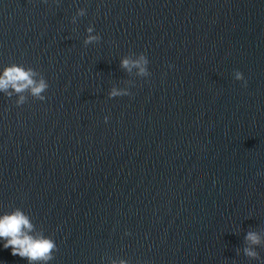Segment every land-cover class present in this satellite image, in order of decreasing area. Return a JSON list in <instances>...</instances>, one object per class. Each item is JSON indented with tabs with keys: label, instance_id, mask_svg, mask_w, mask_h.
I'll list each match as a JSON object with an SVG mask.
<instances>
[{
	"label": "water",
	"instance_id": "95a60500",
	"mask_svg": "<svg viewBox=\"0 0 264 264\" xmlns=\"http://www.w3.org/2000/svg\"><path fill=\"white\" fill-rule=\"evenodd\" d=\"M12 63L49 88L0 94V212L55 241L49 264H264V0H0Z\"/></svg>",
	"mask_w": 264,
	"mask_h": 264
},
{
	"label": "clouds",
	"instance_id": "9594fccd",
	"mask_svg": "<svg viewBox=\"0 0 264 264\" xmlns=\"http://www.w3.org/2000/svg\"><path fill=\"white\" fill-rule=\"evenodd\" d=\"M79 15H84L81 10ZM88 34L85 38V45L100 40V35H93L94 28L89 26L86 29ZM149 61L141 53L136 60L130 61L127 58L121 60V67L131 70L132 67L139 69L140 74H146ZM171 68V65H169ZM234 79L243 81L245 86L247 81L240 71L234 73ZM49 84L44 76L37 79V72L31 67H25L22 64L12 63L0 66V94L11 98L17 95L15 104L23 105L27 101V93L34 100L44 101L43 93L47 91ZM129 95L127 91H121L113 88L108 92L109 98ZM108 117H104L105 123ZM245 240L250 245H259L260 236L256 232L249 231L245 235ZM0 248L10 249L13 256H19L26 259L27 264H49L53 260V252L57 250L55 241L44 235L37 233L31 217L20 208H14L11 211L0 212ZM244 254L250 258H257L258 253L251 247L244 249ZM112 264H128L126 260L112 261Z\"/></svg>",
	"mask_w": 264,
	"mask_h": 264
}]
</instances>
